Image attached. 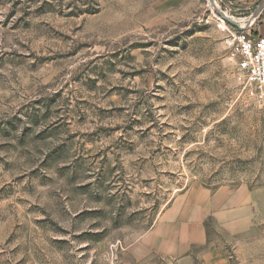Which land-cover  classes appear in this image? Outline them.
Listing matches in <instances>:
<instances>
[{
	"label": "rangeland",
	"instance_id": "374dc122",
	"mask_svg": "<svg viewBox=\"0 0 264 264\" xmlns=\"http://www.w3.org/2000/svg\"><path fill=\"white\" fill-rule=\"evenodd\" d=\"M260 1L0 0V264H178L129 250L185 192L264 264V97L231 53Z\"/></svg>",
	"mask_w": 264,
	"mask_h": 264
},
{
	"label": "crops",
	"instance_id": "0c3cea01",
	"mask_svg": "<svg viewBox=\"0 0 264 264\" xmlns=\"http://www.w3.org/2000/svg\"><path fill=\"white\" fill-rule=\"evenodd\" d=\"M257 2V0H240ZM254 36H264V9L253 25L247 28ZM205 192H185L149 230L130 247L136 260L148 257L170 256L178 264H228L225 253L208 246L204 217L208 195Z\"/></svg>",
	"mask_w": 264,
	"mask_h": 264
},
{
	"label": "built area",
	"instance_id": "2783aa9c",
	"mask_svg": "<svg viewBox=\"0 0 264 264\" xmlns=\"http://www.w3.org/2000/svg\"><path fill=\"white\" fill-rule=\"evenodd\" d=\"M231 49L236 76L242 89L253 96L263 98L264 36H251L242 31L235 34Z\"/></svg>",
	"mask_w": 264,
	"mask_h": 264
},
{
	"label": "water",
	"instance_id": "95a60500",
	"mask_svg": "<svg viewBox=\"0 0 264 264\" xmlns=\"http://www.w3.org/2000/svg\"><path fill=\"white\" fill-rule=\"evenodd\" d=\"M262 9H264V0H261L258 3L257 7L255 8V11L253 12L252 17L253 18L256 17ZM224 18L227 19V20H230V18L227 17V16H224Z\"/></svg>",
	"mask_w": 264,
	"mask_h": 264
}]
</instances>
